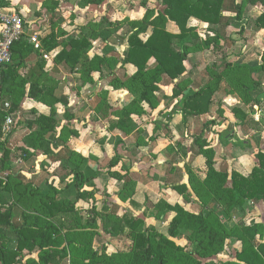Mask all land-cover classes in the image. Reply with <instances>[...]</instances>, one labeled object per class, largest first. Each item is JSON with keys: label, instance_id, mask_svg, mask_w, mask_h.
I'll list each match as a JSON object with an SVG mask.
<instances>
[{"label": "crops", "instance_id": "obj_1", "mask_svg": "<svg viewBox=\"0 0 264 264\" xmlns=\"http://www.w3.org/2000/svg\"><path fill=\"white\" fill-rule=\"evenodd\" d=\"M163 7L160 0H0V13L10 9L18 10L24 20V37L28 39L30 35H36L40 42L39 48H34L28 42L25 48L15 49L11 53L10 62L3 67L1 92L15 109L8 114L12 120L9 126H5L4 118L0 121V141L3 144L0 149L2 153L4 148L9 150L5 169L0 170V178L4 179L9 171H20L42 193L54 192V187L59 189L56 190L58 200L74 201L75 206L74 212L56 214L55 222H62L64 227L75 223L78 210L82 211L78 213L81 223L90 219L93 214L89 208L94 206L96 213L101 215L115 213L119 217L141 218L142 227L153 226L166 235V219L168 221L172 213L163 211L159 215L160 220L156 219L155 212L160 204L164 206L176 201L184 209L195 213L205 212L204 207L214 211L210 207V201H214L217 207L222 206L213 199L206 202L205 206L201 205L191 188L190 177L201 180L206 172L205 158L198 153L194 143L196 135L202 133V138L214 149L213 167L216 170H237L243 174L250 172L256 163L254 154L258 150L257 136L263 139L259 149L264 152V70L252 69L261 63L264 43L257 59L248 62L242 59L246 57V53L235 58L224 49L238 48L242 44H233L229 37L225 39L227 42L224 45L222 41L225 36L230 35L231 30H235L234 23L240 24L241 29H246L247 20L252 23L254 30L264 32L263 28H257L253 22L254 17L259 14V8L244 4L241 20H230L223 25L190 18L189 25L194 28L198 40L216 35V44L208 47L201 45V48L187 54L186 69L179 77V82V79L172 80L164 75L157 82L155 103L150 107L139 102L141 88L132 78L135 68L124 62V53L129 46L128 36L137 31L136 24L143 20L146 11L152 10L150 18H153ZM245 11L250 12L248 17ZM222 14L232 15L225 11ZM163 26L172 33L179 31L169 20ZM149 31L150 26L137 35L144 40ZM84 34L90 35L89 46L70 67L57 54L62 48H69L71 39L80 38ZM51 36L53 46L47 48L42 40L47 37L45 41L49 42ZM202 51H207L208 54H203ZM93 55L101 58L100 71H88L87 61ZM218 55L222 57V61L230 64L216 79L218 76L214 72L215 68L210 66L217 62ZM193 59L198 61L195 63L196 67L204 65L208 74L195 87L187 82L194 69V65L188 66V63ZM109 62L117 63V66L114 68L115 75L108 80L105 79L106 75H102V70ZM153 62L154 59L150 58L147 64ZM123 67L129 70L128 73H125ZM120 73L122 77L119 76ZM163 80L169 81L168 87L167 84L162 85ZM207 82L214 89L209 110L199 115L187 113L184 118L181 112L183 100ZM88 87L91 88L90 91L93 90L88 91ZM174 89L178 94H174ZM132 103L139 107L132 106ZM123 110L128 112L127 117L122 114ZM3 113L0 112V116ZM39 115L50 119L46 124L47 132L41 148L31 147L26 143L27 135L42 125V121L37 120ZM121 119L124 120L121 121L122 128L116 125ZM212 120L213 124L206 125ZM17 138L21 140L18 150L21 151L23 160L32 158L37 150L41 154L42 159L37 156L35 160V171H13L10 168L11 149L4 144V140L14 141ZM102 146H106V150ZM90 148H93V152ZM23 149L28 152H23ZM90 153L97 157L93 159L95 161L90 160ZM73 157L76 164L71 162ZM78 159L94 168L93 174L98 183L97 185L95 182V185L111 194L110 197L107 198L104 193H95L94 201L91 198H75V187L65 185L71 182L72 169L77 168L84 173L76 162ZM42 161H47L52 166L59 165L66 173L57 174L53 171L45 182H37L32 177L45 171L41 168L45 167L40 163ZM246 162L249 169L244 170ZM109 171H115L118 176L113 177ZM93 174L84 173L85 176ZM179 184L186 186L181 194L172 188ZM91 188L84 186L87 190ZM80 201L86 204L88 214L83 215ZM99 202L102 203L101 208L98 207ZM1 204L11 206L14 224L21 223L23 211L28 213L26 204L17 203L8 189H0ZM256 204L260 203L246 201L241 207L248 205L254 208ZM104 219L96 217L98 234L93 238L94 248L100 250L104 247L106 252L126 250L131 243L128 228L120 234L112 235L104 230ZM248 219L243 215L235 223ZM158 222L165 224L161 226ZM101 232L112 237H103L100 246H95L96 238ZM178 238L182 240L181 243L177 242ZM8 239L9 237L0 236V242H7ZM174 240L179 244L184 243L183 236ZM16 244L15 240L9 241L8 247L14 249ZM110 245L115 246L113 250ZM37 254V249H24L21 251L20 262L16 264H25L30 259L37 260ZM228 257L229 253L225 251L218 253L215 259L220 261ZM58 264H69V256L60 259Z\"/></svg>", "mask_w": 264, "mask_h": 264}, {"label": "trees", "instance_id": "obj_2", "mask_svg": "<svg viewBox=\"0 0 264 264\" xmlns=\"http://www.w3.org/2000/svg\"><path fill=\"white\" fill-rule=\"evenodd\" d=\"M164 7L162 11L151 17L152 10L148 9L138 29L128 36L129 46L124 53V62L134 66L132 78L140 85L139 102L153 107L155 103L154 91L158 89L157 82L164 76L170 79H179L185 72L187 54L201 48L215 45L216 35L208 36L202 41L198 40L194 28L189 25L190 18L207 22L209 24H228L230 20H241L243 5L256 6L259 14L253 19L257 28L264 29V0H160ZM232 15H223L222 12ZM18 13H20L17 10ZM21 15V14H20ZM22 16V15H21ZM172 21L179 29L172 33L164 29L166 21ZM24 26V20H23ZM150 31L146 39L142 40L137 33ZM47 38V37H46ZM43 39L47 48L53 46L51 42ZM90 35L71 39L69 48H62L57 56L70 67L74 65L86 52L89 46ZM28 45L24 35L11 47V53L18 48ZM33 46V45H32ZM150 58L154 62L148 65ZM261 63L252 69L264 70V49L261 53ZM101 58L93 55L88 58V71H100ZM230 63L225 62L224 67ZM7 65V64H6ZM3 74V69H2ZM216 79L219 78L217 75ZM181 79L178 80V82ZM0 83V98L4 99ZM213 87L207 82L199 86L182 102V116L199 115L207 112L210 107ZM174 94H178L174 89ZM7 101V100H6ZM9 102V101H8ZM10 104V102H9ZM136 106V103H132ZM15 109L10 104L9 109L0 116V121L6 114ZM135 109V108H134ZM141 108L138 109V112ZM124 116L128 112L122 111ZM42 121L40 128L31 131L26 143L31 147H42L43 137L47 132L46 124L50 122L47 116L39 115L37 120ZM121 119L116 125L122 128ZM210 121L206 125L213 124ZM205 128H203L204 130ZM202 130V132H203ZM2 136L0 130V137ZM198 153L205 158L206 172L201 180L190 177L189 182L194 195L201 205L210 199L218 204L226 205L232 209L241 207L246 201H254L264 205V152L258 149L254 157L256 163L247 174L231 170H216L213 167L214 149L199 133L194 138ZM0 141V147H2ZM27 153V149H23ZM69 153L73 151L68 150ZM30 153V152H29ZM28 153V154H29ZM9 150L4 148L0 157V170H4ZM71 182L65 186L73 185L76 190L75 198L94 201V194L102 191L95 185V174L85 176L82 170L72 169ZM113 177L118 173L109 171ZM91 189H84V186ZM178 193L186 190L185 184L172 186ZM0 189L12 192L17 203L26 204L28 213L23 211L22 221L14 224L11 206L0 205V236L9 237L7 242H0V264H16L21 260V251L37 249V260L30 259L25 264H58L60 259L69 256V264H264V221L259 218H249L245 222L227 226L212 210L205 208V212H191L184 209L176 201L166 203L163 211L172 213L167 221V234L156 230L153 226L142 227L143 220L132 216L114 214L101 215L96 213L95 207L89 211L93 216L84 223L76 220L70 227L58 224L54 218L58 213L74 212V201H60L54 192L42 193L40 188L28 180L20 171H9L7 176L0 178ZM162 213V212H161ZM105 217L104 230L112 235L120 234L128 228L131 237L130 246L126 250L106 252L93 246V238L98 234L96 230V217ZM109 224V225H108ZM108 225V226H107ZM9 231V233L7 232ZM11 236V237H10ZM183 236L184 243H177L174 238ZM15 240L16 247L10 249L8 242ZM232 244L234 246L232 247ZM228 252L229 257L216 260L218 253Z\"/></svg>", "mask_w": 264, "mask_h": 264}, {"label": "rangeland", "instance_id": "obj_3", "mask_svg": "<svg viewBox=\"0 0 264 264\" xmlns=\"http://www.w3.org/2000/svg\"><path fill=\"white\" fill-rule=\"evenodd\" d=\"M245 15L248 17L250 15V12L245 11ZM233 26H234L233 28H235V30L234 31L231 30L230 35L224 37V39L222 40L223 45L227 42V41H225V39L229 37L230 40L233 41V44L235 42H237L238 46H240L241 44H242V46H240L238 48H234V47H229V49L224 48L226 53L229 54L228 53V51H229L232 54L231 56H235V58H240L242 55H244L246 53L247 54L246 57H248V58H246V57L242 58L243 60H246L248 62L252 61V60H256L257 56L259 55L260 48L262 47V45L264 43V32H261V31L258 32L257 30H254V28L252 27V23L249 20H247V22H246V29H244V27L241 29L240 24L234 23ZM202 52H203V54H205V53H206V55L208 54L207 51H202ZM216 54H218V53H216ZM208 57L210 59L208 62L210 63L211 54ZM232 58H234V57H232ZM217 59H218L217 62H215V64L211 65L210 67L215 68L214 72L216 73V75H218V74L221 75L226 70L225 69L226 67H224L225 61L224 60L222 61V57L220 58L219 55H218ZM196 62H198V61L193 59V60H189V63H188V66L194 65L193 73L191 74V76L189 77V80L187 81L193 87H195L200 82H203L204 77L208 75L205 68H204V65H200L199 67H196V64H195ZM257 63H258V61H256L255 64H257ZM115 66H117V63L114 64L112 62H109L108 65L104 66V68L102 70V75L107 76V78H105V79L109 80L112 76L115 75V69H114ZM123 69L126 70L125 73H128L129 70L126 69V67H123ZM119 76L122 77V73H120ZM123 77H124V75H123ZM166 81L167 80H165V81L163 80L162 85L167 84V87H168L169 81H167V83H165ZM90 89L91 88L88 87V91H90ZM256 141H257V148L258 149L261 148V146L263 144V139H261L260 136H257ZM4 144L11 149L12 158L10 160V168L13 171H16V170H22L24 172H29L30 170L35 171L36 166H37V162L35 163V160L37 159V156H39V158L42 159V156H40L41 154L38 153V150L35 152L36 154L32 158H30L28 160H23L21 158L22 153L20 150H18V146L21 145V140L19 138H17L14 141L13 140L10 141L9 139H7V140L5 139ZM93 148H90L92 152H93ZM102 149L106 150V146H102ZM1 153H2V149H0V155H1ZM90 154H91L89 156V158H91L90 160L97 158L93 153H90ZM104 155H105V157H108V155H106V153H104ZM93 161H95V160H93ZM71 162H72V164L75 163V157H73V159H71ZM76 162H77L79 168L84 170V173L93 174L95 172L93 167L88 166V163H87V165H85L84 163H81V161L79 159ZM40 163H43L44 166L47 168L41 166V168L45 169V171H40L39 175H33L32 178L35 179L37 182H43V181L45 182V179H48L52 175L53 171H55L57 174L58 173H63V174L66 173L65 169L60 168L59 165L58 166L57 165L52 166L51 164H47V163H49L47 161H45V162L42 161ZM248 165H249L248 162H246L245 168H243V169L244 170H246V168L249 169ZM96 184L98 185L97 182H96ZM102 193H104L107 196V198L111 196V194H107L103 190L100 192V194H102ZM80 203H82V201H80ZM209 204H210V207H212V209L215 211V213L222 220H224L226 222L227 226H231L232 224L237 222L243 215L246 217H249V218L250 217H255V218L261 217L264 219V205L256 204V206L254 208H252L248 205H245L244 207H241V208L237 207L236 209H232L230 207H227L226 205L225 206L222 205V206L217 207L215 205L214 201H210ZM82 205H83L82 206L83 215L88 214V210L85 208L86 204L82 203ZM98 207L99 208L102 207L101 202L98 203ZM86 210H87V212H86ZM161 212H163V204H160L157 208V212H155L156 213L155 214L156 219L160 220L159 215L161 214ZM78 213H82V211L78 210L76 212V215L78 217L76 219L80 220L81 216H78ZM158 223H160L161 226L162 225L164 226V224H165V222L164 223L158 222ZM166 223H167V219H166ZM103 237H112V236H107L105 233L101 232L96 238L95 246H100V243H101L100 241L103 240L102 239ZM177 242L181 243L182 240L180 238H178ZM114 247L112 245H110L111 250H113Z\"/></svg>", "mask_w": 264, "mask_h": 264}, {"label": "built area", "instance_id": "obj_4", "mask_svg": "<svg viewBox=\"0 0 264 264\" xmlns=\"http://www.w3.org/2000/svg\"><path fill=\"white\" fill-rule=\"evenodd\" d=\"M24 34L23 17L17 10L11 9L0 13V83L3 67L11 60V47ZM34 48H39L40 42L36 35H30L27 39ZM10 107L8 101L0 98V112H6ZM5 126L12 122L10 115L4 116Z\"/></svg>", "mask_w": 264, "mask_h": 264}]
</instances>
